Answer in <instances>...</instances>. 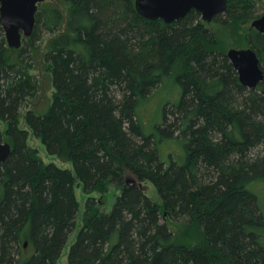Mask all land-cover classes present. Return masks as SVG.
Masks as SVG:
<instances>
[{
	"label": "trees",
	"instance_id": "trees-1",
	"mask_svg": "<svg viewBox=\"0 0 264 264\" xmlns=\"http://www.w3.org/2000/svg\"><path fill=\"white\" fill-rule=\"evenodd\" d=\"M135 1H45L19 49L0 23V121L13 147L0 161V264H57L76 228L78 181L86 194H122L110 211L88 198L69 264H264V81L241 83L226 40L197 10L166 23ZM257 2L228 0L214 20L237 28L263 14ZM44 39L55 91L26 122L73 169L45 163L20 127L41 84L24 54ZM245 39L264 69V33L251 27ZM170 80L181 99L149 134L139 104ZM174 139L185 158L164 162L158 147ZM128 173L152 181L162 203Z\"/></svg>",
	"mask_w": 264,
	"mask_h": 264
},
{
	"label": "rangeland",
	"instance_id": "rangeland-1",
	"mask_svg": "<svg viewBox=\"0 0 264 264\" xmlns=\"http://www.w3.org/2000/svg\"><path fill=\"white\" fill-rule=\"evenodd\" d=\"M64 9H68L64 6ZM264 13V0L257 2L256 14ZM253 19L239 25L237 28L223 26L220 22L215 20L211 22H205L206 26L216 33L222 35L226 40L228 48H246L249 47L248 42L245 39L247 32L251 29V23ZM47 39L37 42L36 46L29 47V52L24 54L26 58V64H33L32 67H27L28 74L38 75L40 78V89L35 97L28 98L21 108L20 113V127L23 129H29L30 135L28 143L35 149H38L39 154L43 157L45 163L55 162L62 168L73 169L72 162H63L56 156L50 155L47 151L46 146L40 138H37L30 126L26 122V114L29 109L33 108L38 113H46L49 110L50 104L53 100V94L55 88L52 84V66L46 62L43 58V52L46 48ZM26 44L25 38L23 40L24 47ZM40 47V48H39ZM34 50V51H33ZM14 57L21 60V52L17 51L13 53ZM28 58V59H27ZM25 60V59H24ZM182 96V88L179 84L170 80L165 85L154 91L151 95L142 100L138 107V114L143 121L145 131L149 134L157 132L159 126L164 120V111L166 107H171L179 103ZM6 129L7 124L4 121H0V137L3 141H6ZM159 152L161 159L164 162L171 161L172 158L175 160L178 158H185L186 146L185 141L182 139H174L163 142L159 145ZM128 180L130 184L140 186L150 197L155 201L162 203V199L158 193V189L152 181L140 182L137 177L128 173ZM77 199L80 204V211L77 218V224L74 232L72 233L66 247L64 248L61 258L57 264H69V251L71 245L75 242L76 237L84 224V214L86 210V203L88 198L95 197L96 199H104L103 209L110 211L118 196L122 194V189L114 186L110 187L107 193L100 191H94L90 194L84 192L83 184L78 181L75 187Z\"/></svg>",
	"mask_w": 264,
	"mask_h": 264
},
{
	"label": "water",
	"instance_id": "water-1",
	"mask_svg": "<svg viewBox=\"0 0 264 264\" xmlns=\"http://www.w3.org/2000/svg\"><path fill=\"white\" fill-rule=\"evenodd\" d=\"M45 1L48 0H0V23L10 49L21 48L24 38L32 35L40 4ZM135 5L142 16L151 20L162 19L172 23L195 9L201 13L204 22H211L216 15L226 11L228 0H136ZM251 27L264 33V13L253 19ZM227 55L243 85L256 88L264 81V69L253 47H232L228 49ZM12 150L8 141L0 139V161H5Z\"/></svg>",
	"mask_w": 264,
	"mask_h": 264
}]
</instances>
